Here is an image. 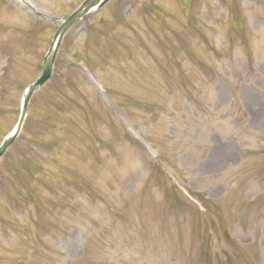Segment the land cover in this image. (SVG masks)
I'll return each instance as SVG.
<instances>
[{
    "label": "rangeland",
    "instance_id": "rangeland-1",
    "mask_svg": "<svg viewBox=\"0 0 264 264\" xmlns=\"http://www.w3.org/2000/svg\"><path fill=\"white\" fill-rule=\"evenodd\" d=\"M85 1L0 0V144ZM82 16L0 160V264H264V0Z\"/></svg>",
    "mask_w": 264,
    "mask_h": 264
},
{
    "label": "water",
    "instance_id": "water-1",
    "mask_svg": "<svg viewBox=\"0 0 264 264\" xmlns=\"http://www.w3.org/2000/svg\"><path fill=\"white\" fill-rule=\"evenodd\" d=\"M98 0H86L79 9H77L68 19L65 23L62 24L61 27H59L56 36L54 37L51 46L48 50V53L44 59L43 66H42V73L40 77L31 84L27 90L24 93L23 97V105H22V112L19 119V122L16 126V128L4 139L2 144L0 145V157L4 155V153L7 151L9 146L14 142L15 138L18 136L22 123L25 117V113L27 111L28 102L31 98V96L39 89L41 88L45 83H47L52 75H53V68L55 64L56 54L58 52V49L60 47L62 38L64 36L65 31L67 28L78 18L82 17L83 14L87 13L88 10L92 5H94Z\"/></svg>",
    "mask_w": 264,
    "mask_h": 264
},
{
    "label": "bare ground",
    "instance_id": "bare-ground-1",
    "mask_svg": "<svg viewBox=\"0 0 264 264\" xmlns=\"http://www.w3.org/2000/svg\"><path fill=\"white\" fill-rule=\"evenodd\" d=\"M218 157H219V156H218ZM218 157H217V158H218ZM214 160H215V158H214Z\"/></svg>",
    "mask_w": 264,
    "mask_h": 264
}]
</instances>
